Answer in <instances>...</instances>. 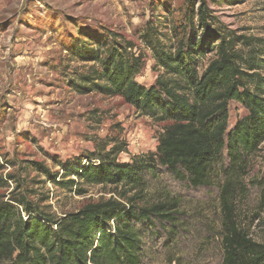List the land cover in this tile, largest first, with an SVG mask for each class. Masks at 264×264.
Wrapping results in <instances>:
<instances>
[{
    "label": "trees",
    "instance_id": "1",
    "mask_svg": "<svg viewBox=\"0 0 264 264\" xmlns=\"http://www.w3.org/2000/svg\"><path fill=\"white\" fill-rule=\"evenodd\" d=\"M187 1L179 41L169 47L151 29L142 36L160 73L151 88L136 81L145 54L133 52L135 44L121 36L103 32L98 40L72 45V55L91 63L74 84L78 92L121 97L137 112L166 124L156 152L130 162L118 160L123 148L108 149L102 140H96L94 152L62 164L57 172L34 162L47 181L74 195H85L88 186L110 187L114 194L62 217L22 195L1 202L0 264H142L145 227L152 231L158 224L172 235L181 226L177 199H148V177H157L162 168L193 189L214 186L224 171L222 264H264V244L240 225L235 206L236 176L264 142V46L217 26L207 0ZM242 44L250 47L247 55ZM212 53L201 72V59ZM231 102L248 115L228 134Z\"/></svg>",
    "mask_w": 264,
    "mask_h": 264
},
{
    "label": "rangeland",
    "instance_id": "2",
    "mask_svg": "<svg viewBox=\"0 0 264 264\" xmlns=\"http://www.w3.org/2000/svg\"><path fill=\"white\" fill-rule=\"evenodd\" d=\"M207 2L217 26L264 46L261 0ZM187 3L0 0V203L22 195L45 212L62 217L88 203L109 199L112 188L88 186L85 195L77 196L47 181L34 162L60 171L62 164L94 152L96 140L110 144L108 149L116 144L123 148L120 162L156 152L166 123L137 112L121 97L78 92L74 84L80 83L78 76L91 63L77 59L70 50L77 40L85 43L98 40L103 32L117 34L135 44L133 52L145 54V66L136 81L151 88L160 73L142 36L151 29L169 47L179 41ZM242 46L247 55L250 47ZM214 56L201 59V72ZM229 114L228 134L248 112L231 102ZM224 162L228 165L227 151ZM226 176L221 172L214 186L201 189L190 188L163 168L157 177H148V199L180 202L181 226L172 235L158 224L152 231L145 227L142 264H222L220 194ZM236 181L238 221L252 239L264 244V142Z\"/></svg>",
    "mask_w": 264,
    "mask_h": 264
}]
</instances>
